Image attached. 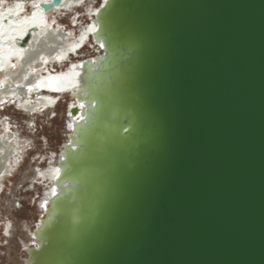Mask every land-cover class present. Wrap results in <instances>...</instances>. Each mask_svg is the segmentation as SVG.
Returning <instances> with one entry per match:
<instances>
[{"label": "water", "instance_id": "95a60500", "mask_svg": "<svg viewBox=\"0 0 264 264\" xmlns=\"http://www.w3.org/2000/svg\"><path fill=\"white\" fill-rule=\"evenodd\" d=\"M111 11L146 22L118 55L154 77L159 119L145 114L136 141L122 144L127 113L113 107L93 122L96 110L79 95L85 108L69 113L84 119L68 134L55 180L68 196L51 198L25 264H264V0H111ZM93 42L83 76L106 91L118 65ZM81 130L83 187L62 189ZM115 158L119 172L105 163Z\"/></svg>", "mask_w": 264, "mask_h": 264}, {"label": "bare ground", "instance_id": "6f19581e", "mask_svg": "<svg viewBox=\"0 0 264 264\" xmlns=\"http://www.w3.org/2000/svg\"><path fill=\"white\" fill-rule=\"evenodd\" d=\"M102 1L67 0L60 8L47 13L40 7H33L31 3L20 4L22 12L17 9L15 0L0 3V111L15 105L17 110L32 120L36 113L41 112L48 113L49 118L53 119L57 117V107L62 104V100L66 101L64 130L67 141L58 153H48L44 158L46 166L36 168L34 173V180L43 186L38 205L41 217L35 230L41 221L46 219L44 213L50 207L53 189L58 192L55 180L57 169L61 170L59 161L64 146L71 141L68 134L73 133L71 130L76 123L69 110L79 106V94L76 90L83 83L82 67L74 66L83 65L84 59L96 57L90 50L94 44L93 28L96 27L93 13L97 12ZM32 13L36 15L33 17ZM58 16L68 17L72 27L62 25ZM25 31L31 32V39L27 46L21 47L18 38L20 39ZM83 51H87L88 56L79 58ZM76 120L80 122L82 119L79 117ZM33 122L27 121V126H34ZM0 123L1 198L4 193V181L12 175L14 168L19 166L22 147L26 146L20 142L23 139L19 134L15 131L17 136L11 133L8 119H1ZM46 199L48 204L45 207ZM11 228L13 223H8L5 228L8 235ZM30 236V241L23 242L26 254L23 264L28 259L26 251L41 244L35 231H31ZM10 255L12 253L8 254Z\"/></svg>", "mask_w": 264, "mask_h": 264}, {"label": "snow or ice", "instance_id": "6c2138e0", "mask_svg": "<svg viewBox=\"0 0 264 264\" xmlns=\"http://www.w3.org/2000/svg\"><path fill=\"white\" fill-rule=\"evenodd\" d=\"M6 2V0H0V3ZM17 9H20V4L31 3L33 7H40L41 0H15ZM44 3L52 5L53 7L58 6L61 0H43ZM105 8H109V11H103ZM98 18L95 21L96 27L93 28L95 39L99 42L101 48H105L106 45L112 49L111 57H105L110 62H115L118 65L117 73L115 75L112 85L106 91H101L96 87L95 81L90 76H83L82 85L77 88V94L87 98V106L90 109H94L91 113L92 121L98 118L99 113L106 110H110L113 107L122 108L128 115L127 126H123V132L129 133L128 136L123 137L120 143H134L137 137L143 131L142 120L145 114H150L154 119L158 121L159 113L156 102V89L157 83L147 69L140 63L133 64L129 58H126V62H121V57L118 55L120 50L125 49L142 30L145 25V21L140 19L136 14L129 15L127 17L115 16L111 11V0H105V3L97 9ZM36 14L32 13L34 17ZM98 33V34H97ZM25 36L30 38L31 32L25 31L20 39L23 40ZM95 63V61H92ZM74 67H83L82 64L75 65ZM91 71V70H90ZM57 90L58 89H54ZM31 91V88L29 89ZM85 103L81 101L79 108L84 109ZM99 106V107H98ZM55 115V113H53ZM71 115V113H70ZM7 119V117H5ZM80 119H84L83 116ZM76 123L79 120L74 118ZM81 138L77 145H73V151L77 146H80L81 151L77 155L72 157L73 165L71 167H65L64 177L65 180L61 183L62 189H68L69 184H72L74 188H82V173L78 170L84 157L88 154V142L86 135L81 130ZM71 144L72 142L69 141ZM65 157L61 155V160ZM105 163L111 165V168L117 172L122 170L123 161L119 158L106 160ZM61 170L57 169L56 179L60 180ZM52 196L67 197V192L58 193L54 188ZM72 199H75L73 194ZM58 205L63 206L66 203H71V200L61 198L57 201ZM48 200L44 201L46 207ZM81 209L77 208V213H70L72 221L80 223L82 217L80 216ZM8 233L5 232V235Z\"/></svg>", "mask_w": 264, "mask_h": 264}, {"label": "rangeland", "instance_id": "374dc122", "mask_svg": "<svg viewBox=\"0 0 264 264\" xmlns=\"http://www.w3.org/2000/svg\"><path fill=\"white\" fill-rule=\"evenodd\" d=\"M57 18L62 25L72 27L68 17ZM61 103L57 107V117L53 119L49 118L48 113L41 112L36 113L32 120L17 110L15 105L0 111V120L7 117L11 124V133L15 131L19 134L23 139L20 142L26 146L22 147L19 166L14 168L12 175L4 181V193L0 198V264H23L26 258L23 242L30 241V232L35 231V226L40 220L38 205L43 189L39 181L29 178L30 172L45 167L46 155L51 152L58 153L67 141L64 130L66 101L62 100ZM27 121H34V126L28 127ZM8 223H13V228L10 229L9 235H5ZM9 253L12 255L8 256Z\"/></svg>", "mask_w": 264, "mask_h": 264}, {"label": "crops", "instance_id": "0c3cea01", "mask_svg": "<svg viewBox=\"0 0 264 264\" xmlns=\"http://www.w3.org/2000/svg\"><path fill=\"white\" fill-rule=\"evenodd\" d=\"M12 2V1H11Z\"/></svg>", "mask_w": 264, "mask_h": 264}]
</instances>
